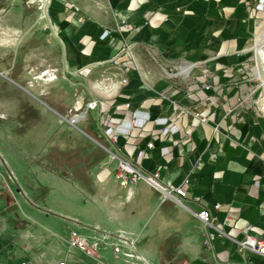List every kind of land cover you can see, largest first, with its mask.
<instances>
[{"label":"crops","instance_id":"crops-1","mask_svg":"<svg viewBox=\"0 0 264 264\" xmlns=\"http://www.w3.org/2000/svg\"><path fill=\"white\" fill-rule=\"evenodd\" d=\"M260 2L54 0L42 13L44 21H38L41 27L30 31L28 7L0 0V76L13 74L17 48L26 67L18 77L31 70L42 81L27 79L26 85L40 95L50 86L60 88L53 103L64 111L85 113L86 104L98 100L101 109L86 114L97 117L96 137L86 133L145 173H159L162 182L187 192L182 204H161L159 192L140 180L125 194L116 193L103 164L106 154L91 148L73 179L36 164L86 193V204L91 196L104 197L110 217H91V212L84 217L65 201L52 210L24 194L18 198L3 181L16 172L0 147V264H264V257L237 244L249 227L264 238V114L253 80L264 49L258 42L264 35ZM105 31L111 36L102 39ZM29 39L34 42L25 47ZM125 41L134 46L133 59L121 53ZM46 44L52 48L46 50ZM178 66L193 69L184 77L167 74ZM104 77L113 82L111 95L99 88ZM59 79L69 81L73 104L63 102L67 91L61 87L68 85H57ZM6 109L0 105V119L7 117ZM135 111L148 113L152 122L111 143L103 129L131 121ZM157 118H169L180 132L162 136L153 122ZM131 202L147 208L133 225L130 217L118 215ZM204 210L222 231L210 246L205 245L209 230L196 217ZM50 216L58 220L54 228L43 220ZM105 235L132 242L140 259L128 260L109 246L93 257L70 245L73 236L93 243Z\"/></svg>","mask_w":264,"mask_h":264},{"label":"rangeland","instance_id":"rangeland-1","mask_svg":"<svg viewBox=\"0 0 264 264\" xmlns=\"http://www.w3.org/2000/svg\"><path fill=\"white\" fill-rule=\"evenodd\" d=\"M52 1L54 0H9L11 4L16 2L19 5L22 4L28 7V27L30 31L32 29L36 31L37 28L41 27L38 21H41V23L44 21V19L41 18L42 13L47 10ZM32 36H34V34H32ZM262 36L263 39L258 42L263 43L262 46L264 48V35ZM27 41L30 42H28L25 47L31 46L34 42L31 43V39ZM49 44H46V46H48L45 48L46 50L52 48L49 47ZM22 45L24 46V44ZM33 53H36V51L33 50ZM261 53L262 57L260 56L258 58L261 77L259 76L257 78L256 76L255 87L257 93L255 97L264 114V84L259 80V78L264 79V52ZM16 54L17 48L13 49V74L11 73L7 77L5 73H3L2 76H0V105L6 104L7 106V117L5 119H0V147H2V154L11 161L16 172L13 179H8L7 177V179L4 178L5 180L3 181H6L8 185H10L13 193L16 194L18 198H22L21 194H24L25 197L38 200L41 205L45 204L52 208V210L58 208L57 201H65L66 203L74 204L73 207H75L79 213H82L84 217L88 212L92 213L90 215L91 217H110L109 212L111 209L108 207L104 197L100 195L91 196L90 199L94 203L90 201L86 204V193H81L79 191L77 193L72 184H68L67 181L59 178L53 173L40 169L42 166V168L50 166V164H52L50 161L53 162L54 160H58L56 164H58L63 171H68V168H70V166L73 167L76 161L78 164L79 158H76L77 160L72 159V162L69 163V161L65 160L67 156H80L82 150L84 151L91 148L96 149L95 151L98 152L104 151L100 146L103 144L87 134L89 133L95 136L94 131H98L97 117L93 115L94 117L92 118L90 115H86V120L89 121V119L92 118L93 121L87 122L84 119L86 122L81 121L73 126L70 123L71 117L75 114L84 113V110L78 113L71 109L64 111L54 104L53 98L58 96L55 91L60 88H56L57 90H55L52 88L53 86H50V89H46L45 94H42V96L37 91V88L32 89L26 85L24 81L27 79L28 83L35 81L42 82L36 79L40 78V73L33 75L31 70L28 69V77L25 74H23L22 77H18L21 73H25L26 67H24V63H21L19 60L20 53L18 52L17 56ZM33 57H30V59L35 61V56ZM64 82L67 83L68 89L63 86L61 87L63 93L67 91V95H65L66 92L63 94V102L70 101V104H73L75 98L74 94L69 89V81L59 79L56 84L59 85ZM90 126H92L91 130H89ZM100 141L104 143V141ZM13 149L19 151L15 152ZM48 153L52 154H50L49 159H46L45 155ZM101 153L106 154L103 164L110 172L112 177L111 180L116 186L114 189L111 188V190L116 193L125 194L129 186L125 188L120 186L114 174L116 164L109 165V167V155L105 151ZM80 160L82 161L81 158ZM36 163L40 164L41 167ZM41 188H48V192L44 193L46 190L43 191ZM146 212L147 208L139 209L137 204L131 202L126 205L123 211L118 212V215L119 217L122 216L121 214H123L124 217H130L131 225H133L134 223L140 222ZM133 217L136 218L132 219ZM43 218L46 225L49 227L54 228L58 225V220L54 216Z\"/></svg>","mask_w":264,"mask_h":264},{"label":"built area","instance_id":"built-area-1","mask_svg":"<svg viewBox=\"0 0 264 264\" xmlns=\"http://www.w3.org/2000/svg\"><path fill=\"white\" fill-rule=\"evenodd\" d=\"M264 0H261L260 4L257 8L261 11H264ZM111 36L110 31H105L101 36L102 39H106ZM121 53L123 56L127 57L128 59L134 58V46L128 42H124L122 45ZM103 65L104 63H99ZM192 66H178L175 72H166L170 76H186L192 71ZM255 76L253 80H256L260 76L259 75V65L256 64L255 66ZM53 78V77H52ZM55 78V77H54ZM53 78V79H54ZM127 80L123 79L121 81L122 85L127 84ZM112 80L110 77H104V79L99 84V88L104 91L105 93L112 94V90L110 88V84H112ZM100 103L98 100L89 101L86 104L85 113L75 114L71 117L70 123L75 126L81 121H84L85 115L88 112H95L100 110ZM83 110V109H81ZM81 110H75L77 113ZM204 114H202L203 116ZM200 116V115H197ZM151 121V116L148 113H143L140 111L133 112L132 120L131 121H123L120 125L115 128L107 127L103 129L104 136L113 144H118L119 139L121 137H127L131 134L133 130L143 129L146 124ZM157 127H160L162 130V136L168 135H176L180 132V128L177 125H170L169 118H157L153 121ZM102 149L109 155V165H115L114 174L115 178L120 184L121 187H128L129 185H133L140 180L146 181L152 187H154L160 194V201L161 204H165L168 201H174L178 204H182V200L186 198L187 192L184 189V186L173 187L170 185L165 184L160 180L159 173H145L140 167L135 165L131 159L125 158L120 155V153L111 150L109 147L105 145H100ZM154 146L153 143L148 144V148L152 149ZM165 153H169L168 148L164 149ZM219 205H216V209H219ZM196 217L204 224V226L209 230L207 235V240L205 241L206 246H210V244L216 239L218 234H221L222 231L214 224L213 217L209 211H202L196 214ZM252 228L249 227L246 231V238L244 241L237 242V244L249 251L252 254L259 255L264 257V238H260L255 236L252 232ZM115 241H118L116 243ZM70 245L74 248H78L82 252L97 257L98 256V249L102 246H109L113 248V251L116 254H121L126 259H134L139 258L134 251L135 245L132 242H129L122 238V236L112 237V236H102L101 238L97 239L93 243L87 242L85 239L73 236L70 239ZM127 247L128 250L124 251L123 247ZM60 264H65L64 262Z\"/></svg>","mask_w":264,"mask_h":264},{"label":"trees","instance_id":"trees-1","mask_svg":"<svg viewBox=\"0 0 264 264\" xmlns=\"http://www.w3.org/2000/svg\"><path fill=\"white\" fill-rule=\"evenodd\" d=\"M22 51H23V49H22ZM81 153L82 154H80V156H78V155L67 156V158L65 160L69 161V163L72 162L71 161L72 159L74 160L76 158H79L78 164H77V161H76L75 164L73 165V167L70 166V168H68V171H63L61 169V167L58 166V164H56V162L58 160H54L53 162L50 161V163H52V164H50V166H48L47 169L52 171V172H55L57 175H59V176H61L63 178L73 179L74 176H75L74 175L75 169H78V168L81 169L83 167V165L85 164L86 150H84V151L82 150ZM50 154H52V153L46 154L45 158L49 159L50 158ZM80 158L82 159V161L80 160Z\"/></svg>","mask_w":264,"mask_h":264},{"label":"bare ground","instance_id":"bare-ground-1","mask_svg":"<svg viewBox=\"0 0 264 264\" xmlns=\"http://www.w3.org/2000/svg\"><path fill=\"white\" fill-rule=\"evenodd\" d=\"M261 50V48H260ZM261 52H264V49L261 50ZM259 75H260V71H259ZM261 77V76H260ZM260 82H262L264 84V79L263 78H259ZM106 94V93H105ZM113 94V93H112Z\"/></svg>","mask_w":264,"mask_h":264}]
</instances>
